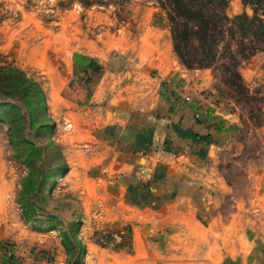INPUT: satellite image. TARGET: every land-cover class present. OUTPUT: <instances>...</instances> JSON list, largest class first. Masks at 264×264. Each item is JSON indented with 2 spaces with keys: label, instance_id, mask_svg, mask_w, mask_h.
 <instances>
[{
  "label": "crops",
  "instance_id": "crops-1",
  "mask_svg": "<svg viewBox=\"0 0 264 264\" xmlns=\"http://www.w3.org/2000/svg\"><path fill=\"white\" fill-rule=\"evenodd\" d=\"M129 17L133 23L121 25L110 43L75 51L109 52L92 104L66 112L70 190L81 199L75 261L264 264V171L247 197L227 182L219 151L231 140L230 121L206 95L189 90L163 16L147 8ZM75 52L70 74L85 66L73 63ZM66 76L61 82L72 74ZM166 89H176L179 102ZM113 229L125 241L98 244L96 232ZM55 244L56 260L44 262L40 252L20 264H67L61 236ZM7 260L0 252V264Z\"/></svg>",
  "mask_w": 264,
  "mask_h": 264
},
{
  "label": "rangeland",
  "instance_id": "rangeland-1",
  "mask_svg": "<svg viewBox=\"0 0 264 264\" xmlns=\"http://www.w3.org/2000/svg\"><path fill=\"white\" fill-rule=\"evenodd\" d=\"M147 8L165 19L173 49L170 15L186 22L176 14L174 0H0V67L25 70L46 94L50 119L36 124L29 135L40 146L34 160L43 166L44 174L60 160L68 165L64 173L47 177L39 189L26 193L24 201L30 203L34 216L25 220L19 197L28 174L29 150L16 155L7 125L0 121V252L8 257V264H20L26 254L32 257L40 252L44 262L56 260L58 236L65 238V262L79 263L73 255L82 247L77 239L81 199L70 190L73 176L68 174V161L74 155L65 142L66 112L92 104L109 52L106 49L100 56L95 50L92 55L75 51L110 43L121 25L133 23L131 11ZM202 9L216 26L214 60L208 66L196 62L194 39L187 48L190 67L173 53L188 71L189 90L206 95L230 121L226 136L231 140H222L226 142L219 151L220 170L240 196L247 197L256 173L264 171V0H207ZM187 22L194 26L192 20ZM73 52V63L80 60L85 66L61 82L64 75H71L68 62ZM173 90L172 98L179 94ZM116 233V229L96 232L98 244L117 248L125 235Z\"/></svg>",
  "mask_w": 264,
  "mask_h": 264
},
{
  "label": "trees",
  "instance_id": "trees-1",
  "mask_svg": "<svg viewBox=\"0 0 264 264\" xmlns=\"http://www.w3.org/2000/svg\"><path fill=\"white\" fill-rule=\"evenodd\" d=\"M206 1L174 0L176 14L182 16L186 22L180 23L176 15H170L174 39L173 50L187 67L191 66V56L187 51L191 39L197 42V46L194 47V53L197 56L195 60L201 66H208L216 55L214 34L216 26L203 14L202 9ZM191 20L194 26L187 22ZM261 26L264 27L262 23ZM49 119L46 94L40 83L19 67H0V121L7 125L8 140L16 155L29 150L27 156H30V160L26 161L28 174L22 179L19 197L25 220L34 216L30 203L27 204L24 201L26 193L39 189L47 177L64 173L68 168L67 163L60 160L55 163L56 167L44 174L43 166L35 161V158L39 156L40 146L36 145L29 135L36 124ZM43 125L38 126L43 128ZM67 243L64 242L65 245Z\"/></svg>",
  "mask_w": 264,
  "mask_h": 264
},
{
  "label": "built area",
  "instance_id": "built-area-1",
  "mask_svg": "<svg viewBox=\"0 0 264 264\" xmlns=\"http://www.w3.org/2000/svg\"><path fill=\"white\" fill-rule=\"evenodd\" d=\"M172 90H173V89H172ZM173 92H174V90H173ZM174 99L177 100V101L179 102V100H178V99H179V96H178L177 93L174 95Z\"/></svg>",
  "mask_w": 264,
  "mask_h": 264
}]
</instances>
